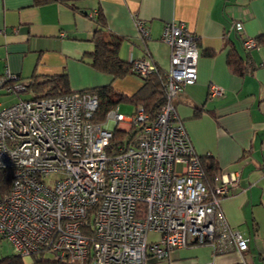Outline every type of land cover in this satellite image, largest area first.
Returning <instances> with one entry per match:
<instances>
[{
    "label": "built area",
    "instance_id": "built-area-1",
    "mask_svg": "<svg viewBox=\"0 0 264 264\" xmlns=\"http://www.w3.org/2000/svg\"><path fill=\"white\" fill-rule=\"evenodd\" d=\"M135 23L148 38L143 20ZM232 28L241 34L243 21ZM161 40L170 47L167 100L151 121L138 105L126 114L116 106L96 123L97 95L88 90L0 102V167L11 175L0 196V236L17 254L44 250L72 264H171L170 251L208 245L215 254L236 251L244 258L249 239L229 226L220 207L238 185L239 171H219L209 192L172 102L195 82L197 35L171 21ZM242 46L259 45L244 36ZM155 68L149 58L132 60L138 76ZM26 88L19 75L0 74L1 93ZM221 91L215 84L209 88L211 96ZM133 128L124 145H111L114 129Z\"/></svg>",
    "mask_w": 264,
    "mask_h": 264
},
{
    "label": "crops",
    "instance_id": "crops-1",
    "mask_svg": "<svg viewBox=\"0 0 264 264\" xmlns=\"http://www.w3.org/2000/svg\"><path fill=\"white\" fill-rule=\"evenodd\" d=\"M97 8L108 30L124 37L120 58H149L162 71L170 65V47L161 40L164 25L184 22L197 35L196 79L172 99L176 115L198 155L213 156L222 172L239 171L238 185L220 207L229 226L249 239L244 258L236 251L215 254L208 245H190L174 250L168 262L264 264V41L257 48L242 46L244 36L264 39V0H0V74L8 70L26 82L33 74L66 73L74 91L111 83L122 93L135 92L140 77L113 79L87 63L96 27L89 13ZM137 17L148 38L140 36ZM235 20L243 21L241 34L232 28ZM230 50L248 62L243 75L227 64ZM212 84L221 88L220 95L209 94ZM130 106L129 113L135 109ZM22 261L34 264L35 258Z\"/></svg>",
    "mask_w": 264,
    "mask_h": 264
},
{
    "label": "trees",
    "instance_id": "trees-1",
    "mask_svg": "<svg viewBox=\"0 0 264 264\" xmlns=\"http://www.w3.org/2000/svg\"><path fill=\"white\" fill-rule=\"evenodd\" d=\"M47 1L51 0H35V3H43ZM89 17L95 22L96 27L90 39L93 43V48L86 53L87 63H89L94 69L111 75L113 79L123 78L129 74L136 75L131 70L132 60H123L118 55L124 37L116 35L108 30L104 14L100 8H97L94 15H89ZM256 40L258 45L264 41V39L261 38H256ZM226 61L232 71L238 75H243L249 70L248 62L246 63L245 60L241 59L236 53H233L232 50L228 52ZM138 77H140L141 85L130 95L118 91L111 83L84 89L97 95V107L93 113L92 120L96 123H102L105 121L108 111L119 106L120 103H126L134 107L141 105L148 114V120H153L158 114L161 106L167 100V77L165 71H162L156 66L155 70L151 71L149 74ZM25 85L27 87L26 91H32V97L34 98L64 95L74 91L70 88L69 79L66 73L45 76L33 74L31 78L25 82ZM199 115L200 109L196 107L194 109V117H198ZM134 129L137 130L138 128H133V130L128 132L114 129L111 138V145L115 146V148H118V144L124 145L134 132H136ZM198 157L201 168L204 172V183L209 192H211L216 182L217 173L220 169L213 156L198 155ZM10 184L11 175L9 170L0 167V196L7 193ZM0 239L4 238L0 236ZM45 254L47 253L44 250L33 252L31 256L35 258L34 264H72L66 260L48 257ZM23 257L24 256L17 254L13 250L12 254L0 257V264H23ZM163 264H165V261Z\"/></svg>",
    "mask_w": 264,
    "mask_h": 264
},
{
    "label": "rangeland",
    "instance_id": "rangeland-1",
    "mask_svg": "<svg viewBox=\"0 0 264 264\" xmlns=\"http://www.w3.org/2000/svg\"><path fill=\"white\" fill-rule=\"evenodd\" d=\"M32 96H33L32 91L28 90V91L19 92L18 94H9L7 97L0 96V101H2L4 104H9L18 98H30ZM130 107L131 106L126 103H120L119 111H121L122 113H129ZM173 251L174 250L170 251V255ZM10 252H13V248L10 245V243L5 239H0V254L1 253L6 254ZM45 255L48 257H52L50 253H47Z\"/></svg>",
    "mask_w": 264,
    "mask_h": 264
}]
</instances>
